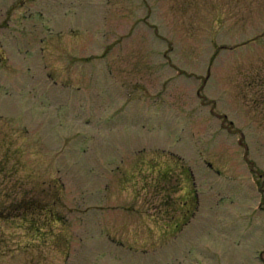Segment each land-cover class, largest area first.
<instances>
[{"label": "rangeland", "instance_id": "374dc122", "mask_svg": "<svg viewBox=\"0 0 264 264\" xmlns=\"http://www.w3.org/2000/svg\"><path fill=\"white\" fill-rule=\"evenodd\" d=\"M0 264H264V0H0Z\"/></svg>", "mask_w": 264, "mask_h": 264}, {"label": "flooded vegetation", "instance_id": "af4514ba", "mask_svg": "<svg viewBox=\"0 0 264 264\" xmlns=\"http://www.w3.org/2000/svg\"><path fill=\"white\" fill-rule=\"evenodd\" d=\"M166 174L167 170L164 171L162 176ZM190 176L191 175L187 174L186 180H189ZM160 179L162 180L163 178L161 177ZM186 183L188 184V181ZM165 185L167 184H164V188L162 187L165 196L158 202L160 206L157 211L159 213L151 215L152 218H150L149 221L158 224L164 237H171L175 233L184 231V228L191 223L197 215L199 203L196 196L193 195V192L191 193L189 189H187L185 196L181 198L174 199L167 197ZM187 188H190L189 185ZM154 200H152L153 202L151 203L153 206L157 203L154 202Z\"/></svg>", "mask_w": 264, "mask_h": 264}]
</instances>
